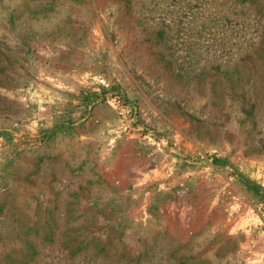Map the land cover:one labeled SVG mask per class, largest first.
<instances>
[{"label":"rangeland","instance_id":"374dc122","mask_svg":"<svg viewBox=\"0 0 264 264\" xmlns=\"http://www.w3.org/2000/svg\"><path fill=\"white\" fill-rule=\"evenodd\" d=\"M0 264H264V0H0Z\"/></svg>","mask_w":264,"mask_h":264},{"label":"trees","instance_id":"16d2710c","mask_svg":"<svg viewBox=\"0 0 264 264\" xmlns=\"http://www.w3.org/2000/svg\"><path fill=\"white\" fill-rule=\"evenodd\" d=\"M118 93H119V92H116V93L112 92L113 95H115V94H116V95H119ZM218 162H219L218 160H215V163H218Z\"/></svg>","mask_w":264,"mask_h":264}]
</instances>
